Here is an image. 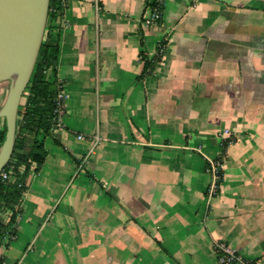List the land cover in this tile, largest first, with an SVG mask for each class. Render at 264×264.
Segmentation results:
<instances>
[{"label": "crops", "instance_id": "obj_1", "mask_svg": "<svg viewBox=\"0 0 264 264\" xmlns=\"http://www.w3.org/2000/svg\"><path fill=\"white\" fill-rule=\"evenodd\" d=\"M150 12L69 0L55 22L64 114L4 264H217L216 242L264 264V0H165L158 24ZM142 53L154 65L138 78Z\"/></svg>", "mask_w": 264, "mask_h": 264}, {"label": "trees", "instance_id": "obj_2", "mask_svg": "<svg viewBox=\"0 0 264 264\" xmlns=\"http://www.w3.org/2000/svg\"><path fill=\"white\" fill-rule=\"evenodd\" d=\"M164 4L165 1L161 5L162 11ZM146 5L154 9L158 1L146 0ZM63 13L59 2L51 0L45 36L18 110L13 154L5 166L11 177L5 179L0 175V248H8L13 241L9 236L17 234L18 217L23 213L22 201L29 188L27 180L41 170L48 156L45 139L59 127L54 109L56 97L62 89L58 78L61 44L59 34L55 33V22ZM142 54L145 63L138 78L144 77L154 65V60ZM5 135L6 122L0 118V147ZM54 141L60 144L58 139L54 138ZM216 254L219 258L222 252L216 250ZM4 257H0V264H4ZM252 264L256 263L252 261Z\"/></svg>", "mask_w": 264, "mask_h": 264}, {"label": "water", "instance_id": "obj_3", "mask_svg": "<svg viewBox=\"0 0 264 264\" xmlns=\"http://www.w3.org/2000/svg\"><path fill=\"white\" fill-rule=\"evenodd\" d=\"M50 1L0 0V82H9L0 106V118L6 122L0 175L13 154L18 110L45 36Z\"/></svg>", "mask_w": 264, "mask_h": 264}, {"label": "built area", "instance_id": "obj_4", "mask_svg": "<svg viewBox=\"0 0 264 264\" xmlns=\"http://www.w3.org/2000/svg\"><path fill=\"white\" fill-rule=\"evenodd\" d=\"M65 10L69 0H56ZM158 5L156 8L151 9L150 14L147 16L145 22L147 24H158L162 21L163 18V11L161 9V5L164 3L165 0H157ZM65 96L64 93L59 91L56 97V107L54 109V113L56 115V119L58 125L61 122L62 116L64 114V104H65ZM79 138H83L84 136L81 134L78 136ZM95 143L99 142L101 138L99 135H95L94 137ZM206 171L210 174L211 180L209 186L207 188V195L208 198L211 199L212 197L216 196L220 190V185L223 178V160L222 158H213L209 159L206 165ZM1 176L5 179L10 178L8 171H5V168L1 172ZM16 235L9 236L11 240L16 239ZM215 250L221 251L222 254L218 258L217 264H252L250 259L242 256L238 251H236L231 246L227 245L224 242H216L215 243Z\"/></svg>", "mask_w": 264, "mask_h": 264}, {"label": "rangeland", "instance_id": "obj_5", "mask_svg": "<svg viewBox=\"0 0 264 264\" xmlns=\"http://www.w3.org/2000/svg\"><path fill=\"white\" fill-rule=\"evenodd\" d=\"M8 88H9V82L8 81H4V82H0V106L2 105L6 95H7V91H8ZM84 119H87L86 116H83ZM229 142V141H228ZM227 142V143H228ZM226 143V142H225ZM226 143V144H227ZM83 172V171H82ZM49 219V217H47L46 219V222L47 223V220ZM23 225H25L24 227L27 228L25 229L26 231V235H22L20 240L19 241H16L15 243L13 242V246L15 247V252H13V255L15 254L16 257H19L22 259V257H24L21 261V263L25 260V263L27 260H29V257H32L35 255L34 251H31V252H27L28 249L25 251L23 245H24V242L25 240L27 239V235H30V240L32 239L33 235L35 234V231L33 229H29V224L27 223H24L23 221ZM24 231V232H25ZM23 232V233H24ZM25 234V233H24ZM34 243V241H33ZM37 244L35 245V248H36ZM1 256H4L3 254L0 253V257ZM20 259V260H21Z\"/></svg>", "mask_w": 264, "mask_h": 264}]
</instances>
